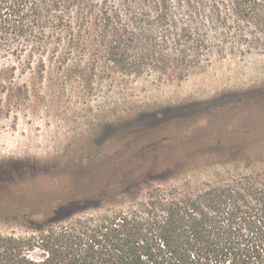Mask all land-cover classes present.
Returning <instances> with one entry per match:
<instances>
[{"label":"rangeland","instance_id":"374dc122","mask_svg":"<svg viewBox=\"0 0 264 264\" xmlns=\"http://www.w3.org/2000/svg\"><path fill=\"white\" fill-rule=\"evenodd\" d=\"M128 5L55 20L0 61V232H24L23 208L81 215L264 174L261 32L230 0Z\"/></svg>","mask_w":264,"mask_h":264},{"label":"trees","instance_id":"16d2710c","mask_svg":"<svg viewBox=\"0 0 264 264\" xmlns=\"http://www.w3.org/2000/svg\"><path fill=\"white\" fill-rule=\"evenodd\" d=\"M230 1L238 18L264 36V0ZM108 2L0 0V61L42 48L35 39L47 36L55 20L97 12L110 22L129 7V0ZM74 203L40 215L29 208L16 212L24 232H0V264H264L261 173L206 183L193 193L150 192L95 213L68 212Z\"/></svg>","mask_w":264,"mask_h":264},{"label":"flooded vegetation","instance_id":"af4514ba","mask_svg":"<svg viewBox=\"0 0 264 264\" xmlns=\"http://www.w3.org/2000/svg\"><path fill=\"white\" fill-rule=\"evenodd\" d=\"M154 114H156V113H154ZM156 116H157V115H156ZM156 116H155V117H156Z\"/></svg>","mask_w":264,"mask_h":264}]
</instances>
